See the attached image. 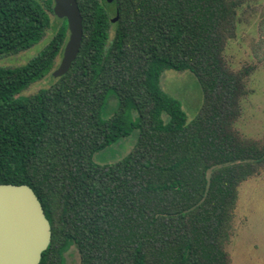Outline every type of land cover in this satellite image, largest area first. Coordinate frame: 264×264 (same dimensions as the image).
I'll return each instance as SVG.
<instances>
[{"label": "trees", "instance_id": "16d2710c", "mask_svg": "<svg viewBox=\"0 0 264 264\" xmlns=\"http://www.w3.org/2000/svg\"><path fill=\"white\" fill-rule=\"evenodd\" d=\"M242 1L77 0L84 33L67 73L22 94L56 68L66 18L26 64L0 65V183L30 185L44 207L52 238L39 264H65L73 246L80 264H231L239 187L264 169V137L235 126L256 68L226 56ZM54 4L0 0V55L40 41ZM168 68L201 84L190 122L160 86ZM111 94L118 107L104 118ZM135 128L128 155L95 162Z\"/></svg>", "mask_w": 264, "mask_h": 264}, {"label": "rangeland", "instance_id": "374dc122", "mask_svg": "<svg viewBox=\"0 0 264 264\" xmlns=\"http://www.w3.org/2000/svg\"><path fill=\"white\" fill-rule=\"evenodd\" d=\"M62 18L51 14V27L45 36L23 51L0 55L1 66L26 64L38 55L49 43ZM114 22V21H113ZM114 24V23H113ZM113 26L110 34H113ZM229 64L239 69L245 64H254L250 77L251 92L242 101V114L236 121V128L244 136L261 140L264 137V0H243L239 8L237 34L229 40L226 48ZM62 53L56 58L55 67L61 61ZM54 69L31 83L22 91L31 95L41 88L50 86L56 79ZM161 88L181 103L190 122L200 112L204 103V92L197 76L190 70L165 69L160 78ZM118 107V99L111 94L102 110L104 118L111 117ZM136 120L138 112L131 110ZM139 129L94 154L95 162L107 164L124 158L136 145ZM231 264H264V169L258 175L241 183L234 213V234L228 244ZM65 264H80V255L73 246L66 253Z\"/></svg>", "mask_w": 264, "mask_h": 264}, {"label": "water", "instance_id": "95a60500", "mask_svg": "<svg viewBox=\"0 0 264 264\" xmlns=\"http://www.w3.org/2000/svg\"><path fill=\"white\" fill-rule=\"evenodd\" d=\"M54 2V14L66 18L69 29L61 61L53 71L60 77L79 54L83 17L77 0ZM51 238L50 221L34 189L28 184L0 183V264H39Z\"/></svg>", "mask_w": 264, "mask_h": 264}]
</instances>
